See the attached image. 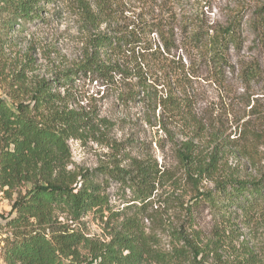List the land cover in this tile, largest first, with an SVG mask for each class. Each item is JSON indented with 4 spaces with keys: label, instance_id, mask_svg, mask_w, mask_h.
Wrapping results in <instances>:
<instances>
[{
    "label": "rangeland",
    "instance_id": "obj_1",
    "mask_svg": "<svg viewBox=\"0 0 264 264\" xmlns=\"http://www.w3.org/2000/svg\"><path fill=\"white\" fill-rule=\"evenodd\" d=\"M79 1L96 11L95 0H58L45 5L41 16L30 22L16 21L11 28H0V97L9 103L25 101L39 81L48 80L63 105L82 107L91 120L81 138L68 141L71 158L67 169L92 171L116 213L112 217L106 210L103 216L88 211L76 220L57 209L47 232H79L102 248L112 242L125 217L137 214L154 253L146 255L141 264H169L156 260L155 254L179 247L175 237L183 228L205 247L204 264H247V250L254 252L250 264H264V215L237 210L223 217L202 205L195 212L192 228L186 226L181 202L187 204L192 189L177 157L182 144L192 141L195 162L204 165L217 159V170L212 180H203V188L213 187L214 179H259L264 173V22L259 32L250 24L259 12L264 18V0H150L149 4L114 0L110 16L98 17L93 23L86 19ZM164 10L171 11L175 19L177 47L170 53L175 59L182 58L190 72L186 90L191 96L193 119L161 118L157 97L165 93L162 82L155 81L151 94L140 91L133 100L118 96L126 82L105 87L82 74L62 82L61 75L77 68L92 51V36L112 35V29L124 21L141 16L149 19ZM236 14L242 15V45L238 50L230 49L229 66L216 78L198 54H187L181 45L183 27L200 19L205 26L224 25ZM5 19L7 15L0 11V22ZM100 56L107 57L103 52ZM249 64L256 65L258 76L245 82L241 70ZM126 81L132 84L135 78ZM243 129L247 130L245 136ZM131 157L154 160L162 172L152 203L141 214L134 204L128 206L133 203L130 189L101 173L105 167L128 168ZM11 203L0 188L2 223L14 216ZM8 231L7 239H11L12 229L6 226ZM80 251L88 256L89 245H82ZM0 264H5L2 257ZM172 264H189V260Z\"/></svg>",
    "mask_w": 264,
    "mask_h": 264
},
{
    "label": "trees",
    "instance_id": "obj_2",
    "mask_svg": "<svg viewBox=\"0 0 264 264\" xmlns=\"http://www.w3.org/2000/svg\"><path fill=\"white\" fill-rule=\"evenodd\" d=\"M56 1L0 0V11L7 15V19L0 22V28H11L16 21L30 22L41 16L45 5ZM140 1L144 4L150 2ZM79 3L86 19L93 23L98 17L110 16L114 0H95V12L89 3ZM172 16L171 11L164 10L149 19L141 16L124 21L112 29V35L92 36V51L77 68L61 75L62 82H69L78 74L89 76L105 87L114 88L119 81L126 82L125 89L118 91L119 98L124 100L135 99L140 91L151 94L155 81L162 82L165 93L157 97L162 109L161 118L193 119L191 96L186 90L190 72L186 71L182 58L175 59L170 53L177 47ZM241 22L240 14L224 25L205 26L203 20H195L183 27L181 45L187 54H198L216 78L222 77L224 68L229 66L230 49L238 50L242 45ZM263 22L259 12L250 24L259 32ZM100 52L107 57H101ZM257 71L256 65H245L241 78L245 82L255 80ZM132 78H135L132 84L126 81ZM52 90L50 81L41 80L25 101L15 99L9 103L0 97V188L12 201L14 212V216L6 221L12 229V237L7 239L2 253L4 263L141 264L146 255L154 253L137 214L125 217L120 229L114 232L112 242L102 248L79 232H47L53 225V212L57 209L67 211L76 220L88 211L103 216L106 210L108 216L116 215L92 171L67 169L71 158L68 141L81 138L91 118L82 107L75 109L63 105L60 94ZM246 131L243 129L241 134L245 136ZM254 137L261 138L260 135ZM193 151L192 141L184 142L182 149L177 150L178 161L192 189L187 204L184 206L181 202L183 222L188 228L195 224V212L202 205L223 217L237 210L264 215V173L259 179H214L213 187L203 188L205 178L212 180L218 161L212 158L202 165L195 162ZM130 160L128 168L105 167L101 173L130 189L133 203L128 206L134 204L141 214L152 203L162 172L154 160L137 157ZM27 185L30 186L22 191L21 188ZM175 239L180 243L179 247L156 253V260L172 264L186 259L189 264H204L205 247L195 241L191 232L183 228ZM82 245H89L88 256L81 253ZM253 258L254 252L247 250V264Z\"/></svg>",
    "mask_w": 264,
    "mask_h": 264
},
{
    "label": "built area",
    "instance_id": "obj_3",
    "mask_svg": "<svg viewBox=\"0 0 264 264\" xmlns=\"http://www.w3.org/2000/svg\"><path fill=\"white\" fill-rule=\"evenodd\" d=\"M6 226V222L2 223L0 220V258L5 248L7 236L10 235V231L6 232Z\"/></svg>",
    "mask_w": 264,
    "mask_h": 264
}]
</instances>
